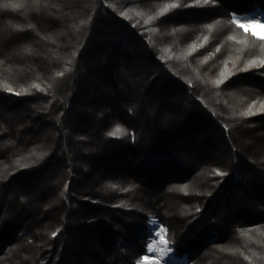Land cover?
I'll use <instances>...</instances> for the list:
<instances>
[{"label": "trees", "instance_id": "trees-1", "mask_svg": "<svg viewBox=\"0 0 264 264\" xmlns=\"http://www.w3.org/2000/svg\"><path fill=\"white\" fill-rule=\"evenodd\" d=\"M11 2L0 264H138L150 220L191 264H264V39L231 22L264 0Z\"/></svg>", "mask_w": 264, "mask_h": 264}, {"label": "rangeland", "instance_id": "rangeland-1", "mask_svg": "<svg viewBox=\"0 0 264 264\" xmlns=\"http://www.w3.org/2000/svg\"><path fill=\"white\" fill-rule=\"evenodd\" d=\"M240 25L233 23L241 32L254 38L264 39V12L235 16ZM230 23V22H229ZM231 24V23H230ZM233 27V26H232ZM233 31H236L233 29ZM10 91L17 93L14 89ZM151 236L148 253L144 254L138 264H191L187 255H174L172 247L165 238V228L157 221L150 220Z\"/></svg>", "mask_w": 264, "mask_h": 264}, {"label": "snow or ice", "instance_id": "snow-or-ice-1", "mask_svg": "<svg viewBox=\"0 0 264 264\" xmlns=\"http://www.w3.org/2000/svg\"><path fill=\"white\" fill-rule=\"evenodd\" d=\"M201 2L204 5H208L210 3V0H197V4H200ZM0 6H3V7H12V8H18V7H20V5L18 3H12L11 0H9L8 3H3ZM177 6H178L177 4H172L170 7L175 8ZM168 10H169V8L168 7H165L163 9V12H167ZM149 19H152V17H149ZM147 22L148 21H145V23H147ZM231 22L232 23H236L240 27H243V25H240L239 24V21L237 20L236 17H233ZM207 27L211 28L212 26L211 25H208ZM205 39H207V37H205ZM217 51H219V49H217ZM256 63H257V61H254V60L253 61H249L248 67L247 68L239 69V71H248ZM259 63L261 65V67H264V61H260ZM233 74H235V73H233ZM57 75H62V73H57ZM221 76H223V73H221ZM225 79H227V77H225ZM223 82H224L223 80H219V81H215L214 83L219 84V83H223ZM252 114H254V113H252V111H251V106L249 107L248 111H245V112H242L241 113V115H252ZM117 134H126V132L124 130H122L119 126H117V128L115 129L114 132H110L109 133V135H117ZM218 174H222V173H218ZM52 235L55 236L56 233L54 232V233H52Z\"/></svg>", "mask_w": 264, "mask_h": 264}]
</instances>
